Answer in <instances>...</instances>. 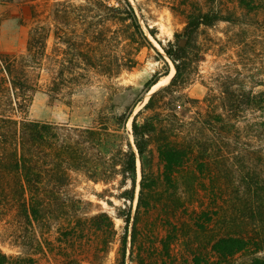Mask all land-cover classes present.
I'll return each mask as SVG.
<instances>
[{
	"label": "trees",
	"instance_id": "16d2710c",
	"mask_svg": "<svg viewBox=\"0 0 264 264\" xmlns=\"http://www.w3.org/2000/svg\"><path fill=\"white\" fill-rule=\"evenodd\" d=\"M239 5L264 12V0ZM53 7L62 36L76 33L70 27L78 17L85 22V43L69 61L81 60L88 72L117 76L151 47L130 0H58ZM222 21L231 20L197 5L184 29L161 45L175 75L132 121L138 191L127 125L167 71L147 81L124 111L107 104L97 127L79 128L23 116L39 85L47 27H32L25 55L0 54V217L13 212L20 248L16 256L0 249V264H40L49 254L60 264H104L115 244L114 264H264V84L254 91L221 76L201 99L187 92L206 53L200 30ZM51 73L48 95L58 100L79 72ZM73 173L95 184L117 182L112 197L123 205L106 201L124 222L122 235L108 212L85 216L82 201L65 194Z\"/></svg>",
	"mask_w": 264,
	"mask_h": 264
},
{
	"label": "rangeland",
	"instance_id": "374dc122",
	"mask_svg": "<svg viewBox=\"0 0 264 264\" xmlns=\"http://www.w3.org/2000/svg\"><path fill=\"white\" fill-rule=\"evenodd\" d=\"M57 1L0 0V54L25 55L32 27L38 24L48 28V36L44 40L45 56L41 59L38 68L39 85L32 93L26 112L23 114L30 120L90 128L98 126V116L104 111L105 105L115 102L118 106L114 111L118 113L124 111L125 105L135 98L153 76L166 71L170 74L174 66L161 45L166 46L169 41L174 40L176 33L184 29L186 16L197 5L205 10L210 8L221 10L222 14L231 21H222L213 27L201 28L199 42L204 46L206 53L200 63L198 76L187 90L189 96L203 98L208 92V87L217 88V80L221 76H230L231 82L254 91L263 89L264 12L242 8L239 0H130L149 37L151 47L140 51L137 57L138 65L135 68L124 70L117 76L88 72L81 60L73 59L72 63L69 61L70 58H77L75 48H80L85 43L86 39L83 35L85 22L81 17L71 22L70 30L76 33H70L69 36H62V33L56 32L58 23L54 19L53 5ZM67 1L79 6L85 0H59L66 3ZM32 7L35 10L34 18L31 13ZM142 14L146 17L149 28L156 31V39L150 35ZM114 29L115 26H112V30ZM107 36L112 37V33H108ZM69 37H72V40L68 42ZM110 49L109 52L115 48L110 47ZM62 67H74L79 73L76 78L67 80L58 100H53L48 95L52 82L51 72L54 73ZM172 78L162 82L152 92L166 86ZM138 105L134 112L143 106L138 108ZM130 122L131 119L128 124ZM128 135L132 144L131 125ZM140 179L141 172H137L136 191ZM70 182L65 194L82 201L81 210L85 216H91L102 210L114 217L115 208L106 200H111L115 206L123 205L122 201L112 197L118 194L117 182L108 185L95 184L78 173L72 174ZM136 202L137 196L133 209ZM13 215L11 212L0 217V249L6 255L16 256L20 253L17 245L19 231L16 229L17 223ZM114 222L116 229L122 235L124 222L115 217ZM40 231L46 232L43 229ZM45 236L50 237V240L55 238L53 233H47ZM116 248L117 244L114 245L104 264H114ZM60 260L59 256L49 254L41 259L40 264H60Z\"/></svg>",
	"mask_w": 264,
	"mask_h": 264
},
{
	"label": "water",
	"instance_id": "95a60500",
	"mask_svg": "<svg viewBox=\"0 0 264 264\" xmlns=\"http://www.w3.org/2000/svg\"><path fill=\"white\" fill-rule=\"evenodd\" d=\"M174 66V65H173ZM173 79V78H172ZM172 79H171V81H172ZM170 81V82H171ZM169 82V83H170ZM168 83V84H169ZM167 84V85H168ZM156 91H158V90H156ZM156 91H154V92H151V90L147 93V95H148V97L146 96L141 102H143L144 104H143V106H142V108L148 103V101H149V99H150V97L156 92ZM140 102V103H141ZM139 103V104H140ZM141 108V109H142ZM141 109H139V110H137V111H135L134 112V114H133V116H132V118H131V122H130V125H131V134H132V121H133V118L135 117V115L141 110ZM132 147H133V149H134V151L136 152V154H137V157H138V162H139V164H140V160H139V156H138V152H137V149H136V147H135V144H134V141H133V135H132Z\"/></svg>",
	"mask_w": 264,
	"mask_h": 264
},
{
	"label": "bare ground",
	"instance_id": "6f19581e",
	"mask_svg": "<svg viewBox=\"0 0 264 264\" xmlns=\"http://www.w3.org/2000/svg\"><path fill=\"white\" fill-rule=\"evenodd\" d=\"M174 72H175V68L172 67V70L170 72V74L167 76V77H164L163 79H161L160 81L157 82V84H155L152 89H151V92L152 90H155L154 88H158V86H160V84H162V82L166 81V80H169L170 78L173 77L174 75ZM148 97V95H146ZM144 103L141 102L139 105H138V108H140V106H142ZM130 129V123L128 124V131ZM137 172L140 173L141 172V166L139 164V162H137Z\"/></svg>",
	"mask_w": 264,
	"mask_h": 264
}]
</instances>
